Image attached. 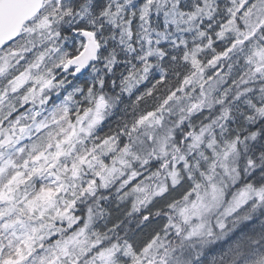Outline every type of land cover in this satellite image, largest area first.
Returning a JSON list of instances; mask_svg holds the SVG:
<instances>
[{"label":"snow or ice","instance_id":"6c2138e0","mask_svg":"<svg viewBox=\"0 0 264 264\" xmlns=\"http://www.w3.org/2000/svg\"><path fill=\"white\" fill-rule=\"evenodd\" d=\"M0 264H264V0H0Z\"/></svg>","mask_w":264,"mask_h":264}]
</instances>
